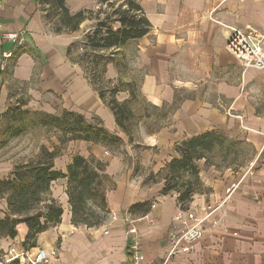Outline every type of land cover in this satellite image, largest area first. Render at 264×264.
<instances>
[{"label": "crops", "instance_id": "obj_1", "mask_svg": "<svg viewBox=\"0 0 264 264\" xmlns=\"http://www.w3.org/2000/svg\"><path fill=\"white\" fill-rule=\"evenodd\" d=\"M255 1L135 0L151 26L142 38L119 47L117 59L124 56L120 61L128 62L132 57L139 95L153 113H136L128 136L87 82L71 49L90 20L74 33H56L45 20L42 0H0V31L22 33L20 45L0 39V120L22 95L31 112L78 113L89 123L99 120L123 142L118 149L79 140L61 146L55 131L54 140L49 135L45 141L38 139L36 150L59 146L56 171L64 173L78 155L104 165L107 219L95 228L72 224L66 179L53 181L50 197L62 207L61 222L39 233L35 247L28 250L21 247L20 237L0 239V260L12 248L32 254L44 249L50 264H129L127 230L133 228L141 264H159L179 203L174 192L162 194L157 174L179 158L176 146L182 141L216 131L248 146L250 161L238 172L204 171L199 162L202 190L189 206L199 215L206 206L219 205L210 218L217 225L192 252L171 264H264V69H244L225 49L228 27L249 30L255 28L249 23L264 25V13L253 7ZM64 5L73 15L94 8L99 0H65ZM3 52L12 55L6 67ZM106 68L107 79L118 77L111 63ZM121 94L122 100L127 98ZM21 162L0 150V181ZM231 184L237 188L226 198ZM6 206L0 200V217Z\"/></svg>", "mask_w": 264, "mask_h": 264}, {"label": "trees", "instance_id": "obj_2", "mask_svg": "<svg viewBox=\"0 0 264 264\" xmlns=\"http://www.w3.org/2000/svg\"><path fill=\"white\" fill-rule=\"evenodd\" d=\"M46 1L59 15V25L71 33L78 30L80 23L86 19L88 11L82 10L72 15L65 8V0ZM117 1L119 4L115 9L113 2ZM99 5L112 8L113 15L109 22L108 17L103 21L96 17V27L84 35L86 46L98 53L95 61L93 59L92 63L90 61V78L87 82L94 87L99 98L113 112L117 127L129 136L138 119L131 111L129 101L120 104L114 98L116 88L110 90L109 99L105 98L104 92L96 87L98 85L96 81L103 82L105 65L113 61L111 58L117 55L116 50L130 41L142 38L148 33L151 24L135 0H99ZM73 47L72 45L71 49ZM70 51L69 49L68 53ZM105 51H109L110 56L104 55ZM130 91L131 99L136 100L137 92H132L133 89ZM24 104L26 105L23 103L12 106L2 114L1 119H5V122L0 126V140L16 138L35 128L59 133L61 146L68 141L77 140L101 144L109 149H118L122 146L120 138L106 130L99 120L89 123L83 115L68 111H62L59 116L30 112L21 108ZM237 144L240 145L216 131L205 132L182 141L176 146L179 158L168 162L163 171L157 174L163 181L162 194L174 192L177 194L176 200L180 208L189 206L191 197L202 190L198 178L199 169L195 163L204 160L212 166L213 164L209 163L212 155L219 154L226 159L233 146ZM59 152L58 148L56 151H49L41 147L36 157L15 166L9 177L0 181V200H4L7 205L5 214L0 217V239L20 237L21 247L28 250L35 247L39 233L61 222L62 207L50 197L49 189L51 182L59 179H66L65 188L72 224L95 228L105 222L108 214L105 183L108 178L103 172L104 165L95 158L87 159L78 155L73 157L72 162L62 173L54 170V158Z\"/></svg>", "mask_w": 264, "mask_h": 264}, {"label": "rangeland", "instance_id": "obj_3", "mask_svg": "<svg viewBox=\"0 0 264 264\" xmlns=\"http://www.w3.org/2000/svg\"><path fill=\"white\" fill-rule=\"evenodd\" d=\"M113 8L116 9L117 5L119 4V2H113ZM253 7H255L256 10H259L261 12L264 13V0H256L253 4ZM42 8L41 10H44V16H45V20L49 23V25L51 26L52 30L54 32H57L59 30H62L63 27L61 25H59V15H57L56 10H54L51 6H49L48 2L46 0L42 1ZM88 11L87 15H86V19H84V21L86 20H90V24L91 26L89 27V29L84 33V35H86L88 32L92 31L96 25H97V20L96 17H99V21H103V19L105 17H108V22L111 21L112 19V13H113V9L112 8H108L107 6H101V5H97L92 9H88L86 10ZM250 16V15H249ZM249 16H246L247 19L249 18ZM249 26H253L256 29H258L261 33L264 34V25L262 24V22H260V24L258 23H249ZM80 27V26H79ZM242 28V26H239ZM239 27H235V28H239ZM77 31V30H76ZM60 32V31H59ZM75 32V31H74ZM62 33H71L69 32L66 28H64L62 30ZM81 36L79 37V40H77L74 43V47L72 49H74L73 52H77V56L75 58H77V62L80 66V68L83 70L84 75L87 77V79L90 78V61L92 63V59L95 61V56L96 52L90 50L89 47L86 46L85 44V37ZM110 52L109 51H105L104 55H108L110 56ZM118 54V53H117ZM124 58V56H123ZM123 58H119L117 59V55H113L111 59H113V61L109 62L112 64V66L117 70L118 72V77L114 80L111 79H107L106 78V71H107V63L105 65V74L103 75V82L101 83L99 80L96 81V83H98V85L96 86L97 88L101 89L104 92V97L109 99L108 97L110 96V90L112 88H116L117 92L114 94V98H116V100L121 104V103H125L127 101H129L130 104V109L132 112H134L135 114H146L148 113L149 115H151L153 113L152 109H150L148 106H145L142 102V99L140 97V95H138L139 93V74L135 71V69L131 66V62H132V57H129L128 62L123 60L120 61V59L122 60ZM130 64V65H129ZM125 65V66H123ZM119 66V67H118ZM99 70H101L100 66L98 67ZM125 69L126 72H122ZM122 72V73H121ZM128 85H132L133 87L130 88L128 87ZM130 89H133L132 92H137V98L136 100H132L131 98V91ZM121 93H125L127 96L126 99L122 100V94ZM140 94V93H139ZM26 103V101L24 100V96L21 95L20 98H18L15 101V105L17 106L18 104H23ZM25 104L21 106L22 109H25ZM29 111V110H28ZM31 112V111H30ZM5 122V119H1L0 120V126H2V124ZM47 135H49V138H51V140L55 138V135L53 134V130H47L46 129H35L33 128L32 130H29V132H27L26 134L20 135V139L16 138H12L9 140H0V150H7V152H10L11 156H17L18 160L22 161L21 163H24V159L26 160L25 162L29 161L30 159H33L34 157H36L39 152H40V148L39 150H36L38 148V139H43V141H45L47 138ZM60 136V134H59ZM44 137V138H42ZM57 138V137H56ZM18 139V140H17ZM58 139V138H57ZM59 140V139H58ZM51 143V142H50ZM60 143V142H59ZM52 144V143H51ZM31 147V149H30ZM53 147V149L51 151H56L57 148L59 149V146H54V144H52L51 148ZM61 148V146H60ZM231 153L228 154L226 159H223V157H221L222 155L219 154H214L212 155V159L210 157L209 163L213 164L208 165L204 160H200L198 161L196 164L197 169H199L200 172V166H199V162L202 164L203 163V169L204 171H207V168H213L217 171H225L227 170V168H229L230 170H232L233 172H238L240 170H242L243 167L248 165V162L250 161V149L248 148V146H245L244 144H240V145H234L233 148L231 149ZM202 161V162H201ZM19 163V164H21ZM18 164V165H19ZM157 176V175H156ZM158 178H160L158 176ZM199 181L200 180V174H199ZM161 179V178H160ZM4 201V200H3ZM107 219V218H106Z\"/></svg>", "mask_w": 264, "mask_h": 264}, {"label": "built area", "instance_id": "obj_4", "mask_svg": "<svg viewBox=\"0 0 264 264\" xmlns=\"http://www.w3.org/2000/svg\"><path fill=\"white\" fill-rule=\"evenodd\" d=\"M1 28V27H0ZM228 36L225 44V49L241 64L244 69H264V34L258 29L252 28L242 30L240 28L228 27ZM21 32L0 31V39L11 43L13 46L22 43ZM2 67H6L7 60L12 58L11 52H3ZM236 184H231L226 189V198L228 194L234 191ZM216 207L206 206L202 214H197V211L190 206L184 209L178 208L175 212L171 232L168 237V248L159 264H171L174 259L180 255H185L193 251L195 243L198 242L205 234L215 225L216 221L210 220ZM130 235V243L128 249L129 264H141L140 261V244L136 237V231L133 228L127 230ZM16 261L17 264H50L49 255L44 249H37L35 253L27 251L17 252L9 248L0 263Z\"/></svg>", "mask_w": 264, "mask_h": 264}]
</instances>
